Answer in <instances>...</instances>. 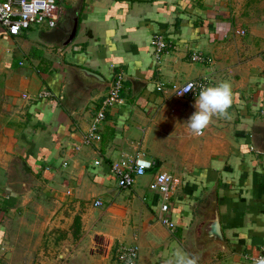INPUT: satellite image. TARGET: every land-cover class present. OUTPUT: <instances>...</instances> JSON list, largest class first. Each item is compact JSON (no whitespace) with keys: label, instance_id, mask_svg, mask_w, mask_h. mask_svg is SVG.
Segmentation results:
<instances>
[{"label":"crops","instance_id":"1","mask_svg":"<svg viewBox=\"0 0 264 264\" xmlns=\"http://www.w3.org/2000/svg\"><path fill=\"white\" fill-rule=\"evenodd\" d=\"M236 1L60 0L53 28L13 36L0 27V264H69L64 240L49 246L46 219L24 212L31 178L32 185L47 181L42 189L50 193L60 178L62 194L93 196L92 208L103 209L97 227L104 246H113L111 264L120 243L139 245L138 264H166L174 251L199 264H264L250 257L264 245V0L246 9L247 0L242 7ZM240 11L249 17L240 19ZM154 33L169 42L159 60ZM197 52L211 61H193ZM118 75L122 101L107 110L101 140L71 150ZM201 77L207 87L229 81L235 99L229 118L213 117L197 142L187 121L198 96L178 98L157 86ZM42 89L53 97L32 98ZM137 148L155 164L120 189L110 164ZM156 171L178 180L173 231L157 220L161 199L148 188ZM16 178L26 179V191H2L14 189ZM96 199L102 204L94 206ZM212 201L219 242L204 239ZM45 240L47 253L56 246L64 253L58 262L44 255Z\"/></svg>","mask_w":264,"mask_h":264},{"label":"built area","instance_id":"2","mask_svg":"<svg viewBox=\"0 0 264 264\" xmlns=\"http://www.w3.org/2000/svg\"><path fill=\"white\" fill-rule=\"evenodd\" d=\"M63 9L60 0H0V27L9 35H19L32 26L53 28L61 20ZM153 57L159 60L169 46V42L160 33H154L151 38ZM193 61L210 62L211 58L197 52L191 56ZM123 77L118 75L114 80L108 94L101 100L96 109L89 128L81 135L79 144H75L71 150L77 151L83 145H91L99 142L102 138L100 124L106 117L109 108L122 101L121 90ZM209 80L205 77L190 79L183 84H159L157 89L163 93H171L178 98L196 97L202 88L208 86ZM29 98V94H23ZM53 94L42 89L32 98L48 100ZM67 161L64 160L63 164ZM99 161L96 160L95 164ZM155 162L146 152L137 148L134 153L123 154L120 158L110 164V171L115 180L116 186L120 189L130 188L137 180L151 170ZM177 178L167 171H156L150 181L148 188L160 196L159 211L157 220L169 230L176 228V223L171 220L170 202L173 191L177 185ZM94 206L102 204L100 199L94 201ZM140 247L137 243H120L114 252L113 264H138ZM248 257V256H247ZM252 260L264 262V245Z\"/></svg>","mask_w":264,"mask_h":264},{"label":"rangeland","instance_id":"3","mask_svg":"<svg viewBox=\"0 0 264 264\" xmlns=\"http://www.w3.org/2000/svg\"><path fill=\"white\" fill-rule=\"evenodd\" d=\"M238 1V2H237ZM236 3L240 4V7L244 5L246 0H237ZM251 0H247L245 3L246 9L250 5ZM257 0L256 3L261 4ZM63 6V2H61ZM246 11V10H245ZM240 11L238 14L240 19L245 17H249V12ZM264 14H259V17ZM245 23V22H244ZM242 25V24H241ZM240 25V26H241ZM243 26V25H242ZM37 27V26H32ZM37 28H45V27H37ZM240 33H245V29L240 27ZM5 101L4 93L0 92V106L2 102ZM195 141L199 142L203 135H195ZM170 142L169 140H167ZM159 162V161H158ZM157 162V163H158ZM21 174V173H20ZM24 175V174H23ZM28 176V174L26 173ZM25 175V176H26ZM11 178V175L9 174ZM30 177V175H29ZM141 180V177H139ZM14 180V189L2 188V191H26L22 190L20 187L21 182H25L26 179L16 178ZM32 181H36L33 178L27 183H29L30 191L27 193V197L33 198L30 202V205L27 206V209L24 212L27 213H37L39 214L40 218L46 219L44 224H46V230L44 232V236L48 235L52 237L51 244L49 246L54 247L56 241L59 239L64 240L66 247L68 250L62 248L61 250L65 253H62L60 248L55 247V251L53 253H47L46 248L48 245L47 241L45 240V250L44 255L50 256V258L58 262V254L61 253L64 255L62 258L63 261H68L69 264H98V262H104V264H111L112 263V255H113V246L112 248L106 249L104 246L105 243L104 238L106 236L102 235L97 227L98 220L102 217V207L100 209H93L92 208V198H82L80 195H71V194H62V186L60 178L57 180H53L50 184L51 188L55 191L50 193V191L46 189H42L43 185H48L45 181L43 183L42 179L40 183H34L32 185ZM55 181V182H54ZM45 187V186H44ZM28 188V187H27ZM122 190H117V195L120 194ZM79 196V197H78ZM26 197V196H24ZM76 202V203H75ZM112 202V201H110ZM108 203V201H104L103 205ZM22 210V209H21ZM78 218L79 223L75 227L73 224V220ZM48 221V222H47ZM76 230V232H75ZM69 234V236H67ZM54 242V246L53 243ZM117 242V241H115ZM53 249V248H52ZM106 250L108 252H106ZM67 259V260H66ZM36 261V258H35Z\"/></svg>","mask_w":264,"mask_h":264},{"label":"clouds","instance_id":"4","mask_svg":"<svg viewBox=\"0 0 264 264\" xmlns=\"http://www.w3.org/2000/svg\"><path fill=\"white\" fill-rule=\"evenodd\" d=\"M234 99L229 81L202 88L194 104L196 110L187 121L188 128L194 135H202L213 117L229 118L228 109L233 105ZM166 264H199V259L195 255L174 251Z\"/></svg>","mask_w":264,"mask_h":264},{"label":"water","instance_id":"5","mask_svg":"<svg viewBox=\"0 0 264 264\" xmlns=\"http://www.w3.org/2000/svg\"><path fill=\"white\" fill-rule=\"evenodd\" d=\"M209 210H210V221H209L208 229L207 231H205L204 239L213 242L222 241L223 236L221 233L220 222L217 216V210L214 201H212Z\"/></svg>","mask_w":264,"mask_h":264},{"label":"trees","instance_id":"6","mask_svg":"<svg viewBox=\"0 0 264 264\" xmlns=\"http://www.w3.org/2000/svg\"><path fill=\"white\" fill-rule=\"evenodd\" d=\"M78 223H79L78 218H75V219L73 220V224L75 225V227L78 225ZM75 232H76V230H75Z\"/></svg>","mask_w":264,"mask_h":264}]
</instances>
